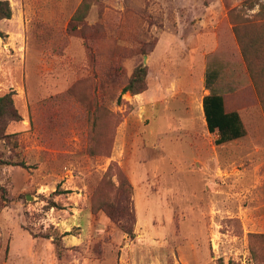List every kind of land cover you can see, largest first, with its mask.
<instances>
[{"label": "rangeland", "instance_id": "obj_1", "mask_svg": "<svg viewBox=\"0 0 264 264\" xmlns=\"http://www.w3.org/2000/svg\"><path fill=\"white\" fill-rule=\"evenodd\" d=\"M18 3L0 264H264V0ZM140 64L145 89L121 94ZM211 92L242 138L215 145Z\"/></svg>", "mask_w": 264, "mask_h": 264}, {"label": "trees", "instance_id": "obj_2", "mask_svg": "<svg viewBox=\"0 0 264 264\" xmlns=\"http://www.w3.org/2000/svg\"><path fill=\"white\" fill-rule=\"evenodd\" d=\"M88 4L83 1L76 11V19L81 21L84 18ZM12 11L8 1L0 0V21L11 18ZM78 15V16H77ZM2 33L0 32V37ZM147 68L141 64L136 66L126 85L122 88L121 94L129 93L132 95L139 94L145 89ZM202 111L206 128L209 133H217L215 145H223L235 141L245 135V129L240 116L235 111L227 112L224 107V100L221 95L210 93L202 99ZM11 121H20L16 109L14 108L11 94L7 93L0 96V139H8L9 135L5 134L6 125ZM6 163L0 162V165ZM20 167H24L21 163ZM1 190V187H0ZM120 229L128 237H133V231L127 225L120 223ZM59 243L56 244V247Z\"/></svg>", "mask_w": 264, "mask_h": 264}, {"label": "crops", "instance_id": "obj_3", "mask_svg": "<svg viewBox=\"0 0 264 264\" xmlns=\"http://www.w3.org/2000/svg\"><path fill=\"white\" fill-rule=\"evenodd\" d=\"M1 1H8L10 3V7H11V10H12V15H11V18L8 19V20H5L7 22H10V26H11V29H16V24L14 23L15 20L18 19V11L17 10H14V7H12L11 3L12 4H15V5H18L19 3V0H1ZM14 18V19H12ZM1 31V30H0ZM203 112V111H202ZM204 116V115H203ZM206 124V123H205Z\"/></svg>", "mask_w": 264, "mask_h": 264}, {"label": "water", "instance_id": "obj_4", "mask_svg": "<svg viewBox=\"0 0 264 264\" xmlns=\"http://www.w3.org/2000/svg\"><path fill=\"white\" fill-rule=\"evenodd\" d=\"M145 59H146V57H144V62L143 63H145Z\"/></svg>", "mask_w": 264, "mask_h": 264}]
</instances>
